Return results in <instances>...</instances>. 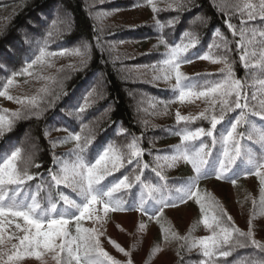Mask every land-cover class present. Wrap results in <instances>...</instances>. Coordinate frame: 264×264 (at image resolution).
Instances as JSON below:
<instances>
[{"label": "snow or ice", "instance_id": "obj_1", "mask_svg": "<svg viewBox=\"0 0 264 264\" xmlns=\"http://www.w3.org/2000/svg\"><path fill=\"white\" fill-rule=\"evenodd\" d=\"M147 3L152 5L154 13L160 11L154 0H147ZM190 3L191 0H171L168 7L180 12L188 10ZM218 8L221 14H240L239 27L231 22L226 26L233 36L240 37L237 45L242 67L245 70H257L246 71V77L251 79L252 85H259L251 98L257 101L256 105L250 107L245 91L247 79L236 76L230 58V41L219 29H213L219 43L213 41L207 52L187 55L200 43L196 32L185 30L181 34L182 38L170 43L159 35L164 25L157 20L159 44L164 46L166 52L157 62L158 68L156 64L151 65L154 72L159 73L154 74L153 79L170 81L174 78L173 88L178 90V100L181 103L204 98L208 107L199 113V117L184 116L178 112L176 119L178 123H190L199 118L208 121L210 127H199L195 130L185 128L177 133L181 143L176 145L170 154L155 155L156 164L151 170L158 178L157 183L150 182V178H142L144 170L149 169L150 165L142 159L145 149L141 146L139 136L133 135L130 142L128 136H125V141L120 145L113 143L111 139L106 140L97 144L91 156H88L89 146L93 144L96 135L89 123L82 119V114L90 106L89 97L92 96V91L88 89L81 95L79 103L68 105L57 113L60 120H67L70 116L73 121H80V126L75 130L64 127L63 130L67 131L68 135L50 144V147L54 148L57 144L74 142L75 147L63 157L53 155V166L47 169V176L31 172V168H40L42 165L34 160L33 152L26 151L19 142L13 143L9 139L6 144L0 145V246L6 243L4 218L23 221V224H15V229L23 235H17L14 231L7 237L11 250H0V264H21L27 258L43 261L45 256H50L54 264H134L131 252L109 238L116 250L127 258L125 262L114 259L102 247L100 237L104 232L100 228L84 227L81 222L93 220L94 223L102 225L110 212H139L149 221L155 219L159 222L165 208L179 209L189 201L198 206L202 214L200 223L210 235L196 238L191 232L183 237L173 233L172 239L182 240L184 243L181 247H187L188 251L199 249L200 258L196 264H231L227 258L232 256L235 250L249 246L257 250L259 256L250 258L247 264H264V243L255 239L253 221L256 213L253 212V218L248 221V230L244 231L234 224L231 215L212 194L201 191L199 187L201 181L213 178L236 186L240 178L254 175L260 185V215H264V123L258 124L249 119V116H258L260 121L264 122V26L248 24L257 18L264 22V0H258L256 3L251 0H220ZM108 14L97 11L93 16L103 19ZM200 15L197 13L192 19L195 20ZM92 18L90 16V19ZM177 22L176 18L168 21L169 24ZM206 22L204 19L200 20L202 24ZM51 26L52 30L46 33L47 38H35L29 42L32 46L22 54L23 65L20 69L10 71L5 63L0 62V70L8 73V76L0 77V81H3L0 83V97L20 105L17 111L3 110L0 113V138L12 130L16 121L33 116L39 118L44 111V98L55 96V90L49 84L62 88L68 73L59 78L39 77L49 83L39 89L41 95L31 98H17L9 94L16 76H33V71L30 70L34 65L51 68L53 64L50 58L57 56L78 58L80 68L88 63L89 44L50 51L48 46L54 35L70 30L67 19H53ZM95 43L100 44L99 36L95 37ZM213 48L220 49V54H213ZM194 59L222 65L221 77L209 80L206 76L204 84L191 80L181 71V66ZM67 67L73 69L77 65L70 64ZM185 81L187 83H184ZM237 109L240 111L233 122L217 133V125L225 120V114ZM115 123L117 128L114 135L125 131L120 126L122 122ZM244 124L247 125L246 131L238 132V126ZM51 130H59V126L49 125L48 131L44 132L45 138ZM205 137L209 140L206 141ZM245 139L258 145L259 150L242 143ZM197 141L199 143H196ZM161 160L164 164L160 163ZM180 162L189 165L193 175L174 186L168 182L163 168H173ZM125 163L132 166L127 173L107 184L103 183L107 177L124 168ZM33 180L38 182L29 183ZM136 186L137 192L132 193L131 190ZM63 189H71L76 193V197L69 196ZM121 191L124 196L114 195ZM128 197L131 199H127ZM149 201L152 203L149 204ZM253 203L255 204V201ZM98 205L102 206L103 215H100ZM73 223L74 231L69 227ZM145 228L146 224L141 221L139 229L143 231ZM168 231L164 229L165 241L169 238ZM13 238L18 240V243H13ZM161 250L157 245L152 249V253ZM180 258L183 261L182 255Z\"/></svg>", "mask_w": 264, "mask_h": 264}, {"label": "trees", "instance_id": "obj_2", "mask_svg": "<svg viewBox=\"0 0 264 264\" xmlns=\"http://www.w3.org/2000/svg\"><path fill=\"white\" fill-rule=\"evenodd\" d=\"M160 1H162V4L157 7L160 11L157 13L151 11L152 14L149 15V18H152H148L147 22L134 26H129L128 22H123L117 27H113L105 21H101L100 18H95L93 14L97 11L128 13L129 11L140 10L139 0H103V2H100V0H1L0 13L6 12L7 16L3 22H1L3 18L0 19V57H2L0 62L5 63L10 71H15L22 67V54L27 52L28 48L32 46L29 43L30 41L35 38H47L46 33L48 30H52L51 21L53 19H67L70 24V30L54 35L48 46L50 51L83 44H89L90 47L89 59L85 67H78V60L75 69L66 68L63 69V72H59L56 75L59 78L68 73L67 78L63 80L62 88L49 84L50 87L54 88L55 96L44 98L42 103L44 111L39 118L33 116L16 121L12 130L0 138V145L6 144L9 139L13 143L19 142L23 149L33 152L34 160L42 165L40 168L33 167L30 171L47 176V169L53 166V155L63 157L72 152L75 147L74 142L57 144L54 148L50 147V144L53 141L62 140L68 135V132L63 130L64 127L69 130H75L80 126V121H73L70 116L67 120H60L57 113L61 109H66L68 105L79 103L81 95L88 89L92 91V96L89 97L90 106L82 114V119L84 122L89 123L96 133L93 144L89 146L88 156H91L92 150L95 149L97 144L106 140L111 139L113 143L120 145L125 141V136H128V142L131 141L133 135L139 136L141 146L145 149V155L142 159L150 165L149 169L144 170L142 178L147 177L152 180L153 177L156 181L151 182L157 183L158 178L151 170L156 164L155 155L166 154V151L172 148L174 144L180 143L179 139H177L180 136L177 133L185 128L195 130L199 127H204L205 129L210 127L209 122L203 119H198L191 123H183L182 125L175 122L166 125L159 118L164 111L162 104H170V102L178 98L179 93L175 89L158 87L157 81L144 71L145 69L148 71L151 65L157 64L164 50H166L163 45L159 44L156 30L157 20L164 25L159 35H162L170 43L182 38L181 34L185 30L196 32L200 43L196 49H191L187 55H192L196 52H207L213 41L219 43V39L214 36L213 32V29H219L222 35L230 41V58L233 61V69L236 76L247 79L246 71H257L254 69L245 70L242 67L237 45L240 37L238 35L233 36L231 30L226 26L228 22H231L239 27V13L233 15L221 14L218 8L220 0H191L188 10L180 12L168 7L171 0ZM144 2L147 3V0H144ZM251 2L256 3L258 0H251ZM197 13L201 14L200 17L193 20L192 18ZM42 14L44 18H42ZM66 15H69V17L67 18ZM90 16L93 18L90 19ZM173 18H176L178 22L169 24L168 21ZM201 19L207 22L202 24L200 23ZM248 24L264 26V22L259 18L249 21ZM96 36H99V45L95 43ZM153 44H158L159 46H156L155 50H151L150 46ZM125 45L127 50L122 51V47ZM220 51L218 48L212 49L213 54H220ZM221 75V73H216L208 78L209 80H216ZM5 76H8V73L0 70V77ZM24 77L22 75L16 76L13 87ZM2 82L0 81V83ZM198 82L204 84L205 80L201 78ZM258 88L259 85L254 87L251 79H247L245 91L249 97L250 107H254L257 103L256 100L251 98ZM4 98L0 97V113L3 110H7L1 102ZM153 105L155 106L153 107ZM239 111L237 109L227 112L225 120L217 125L216 132L219 133L229 123L233 122ZM65 115L67 116V112H65ZM54 117H56L55 120L53 119ZM249 119L254 120L258 124L264 123L260 121L258 116H249ZM115 122H122L120 126L125 131L114 135V130L117 128V123ZM52 124L58 125L59 130H51L47 138H45L44 132L48 131V126ZM246 129L247 125L244 124L240 127L238 126L237 130L238 132H245ZM205 140L207 141L209 138ZM242 143L253 147L257 151L259 150V146L252 141L245 139ZM160 163L162 164V160ZM237 164L239 165V161ZM179 165L171 173L163 169L168 182L174 186L177 182L193 175L189 165L185 163ZM131 167V165L125 163L124 168L114 172L103 183L107 184L109 181L121 177ZM254 179H257L254 175L240 178L234 187ZM37 182V180H33L29 183L36 184ZM209 185H213V188L233 186L229 182H221L213 178L201 181L199 187L201 191L210 192L206 190ZM63 190L69 196L76 197V193L72 192L71 189ZM136 192L137 190L134 191V193ZM41 195H43V192ZM114 195L124 196L123 194ZM213 196L221 204L217 196ZM127 199L130 200L131 197ZM181 207L190 208L195 212L194 216L199 215V218H202V214L194 202L189 201ZM223 207L226 210L224 205ZM175 210L178 209L165 208L164 213ZM72 226L74 227V223ZM178 235L180 236V234ZM183 243L182 240L177 241V253L179 252L183 256V261L180 255H177L176 264H196V261L200 258L199 249L188 251L187 247H181ZM258 256V251L249 246L248 248L235 250L233 255L227 259L231 261V264H247L250 258H258Z\"/></svg>", "mask_w": 264, "mask_h": 264}, {"label": "rangeland", "instance_id": "obj_3", "mask_svg": "<svg viewBox=\"0 0 264 264\" xmlns=\"http://www.w3.org/2000/svg\"><path fill=\"white\" fill-rule=\"evenodd\" d=\"M139 3L141 6L140 10L129 11L128 13H109L106 17L101 19V21H105L107 24L113 27H117L123 22H128L129 26L145 23L147 22L149 15L152 14V5L145 3L144 0H139ZM154 3L155 6L158 7L160 4H162V1L154 0ZM6 16V12L0 13V19L3 18L1 22L4 21ZM66 17L68 18L69 15H66ZM151 18L152 17L149 19ZM156 46L159 45L153 44L150 46V49L155 50ZM131 48H133V46H131ZM126 50L127 46L125 45L122 47V51ZM165 52L166 50H164L163 54ZM50 60L53 64V67L48 68L42 67L40 65H34L33 69L30 70L33 71V76H25L22 78L18 83H16L15 87L9 90V94L17 98H31L32 96L40 94L39 89L49 82L39 79V77L56 76L60 72L58 71L59 69H69L67 66L70 64L76 65L78 58L66 55L64 57H53L50 58ZM156 65L158 68L159 64L157 63ZM221 67L222 65L212 64L210 61L194 59L192 62L181 66V71L191 80L198 81L199 79L206 76L210 77L212 74L221 73ZM144 71L152 77L154 74H159L158 72H154V69L151 66L149 67L148 71H146V69ZM156 81L158 87L174 90V78L170 81ZM184 83H187V81ZM1 102L3 105H5L4 108L7 110L20 109L19 104L15 103L14 101H10L7 98H4ZM207 107L208 105L206 104L204 98L192 99L190 102L186 101L184 103H181L178 98H176L174 101L170 102V104H162V109L164 111L159 116V118L166 125L173 122L182 125L186 122H177L176 115L178 112L180 115L184 116L199 117V113ZM177 139H179L181 143L180 138L177 137ZM204 139H207V137ZM180 143L178 142L174 144L172 148H169L166 151V154H170L175 146ZM182 163L184 162H180L179 164ZM162 164H164L163 160ZM179 164L173 168H168L165 166L163 169L171 173V171L180 166ZM151 181H156V179L152 177L150 182ZM137 187L138 186L134 187L131 192L134 193V191L137 190ZM213 187V185H209L206 190L210 191L212 195H216L221 201V204L225 203L222 204V206L224 205L226 207L227 213L231 215L234 224L240 229L247 231L248 221L253 218V212L256 213V217L253 221L255 225V239L261 243H264V215H260V185L258 180L254 179L253 181H248L245 184L237 187ZM115 194L124 195V192L121 191ZM254 201L255 204L253 203ZM151 203L152 202L149 201V204ZM97 207L100 210V215H103L102 206L98 205ZM194 215L195 212H193L190 208L180 207L175 211H166L162 216L159 217V222L155 219L149 221L146 216L139 212H110L106 218V221L102 225L94 223L93 220H85L81 223L84 227L100 228L104 232V235L100 237L102 247L118 261L125 262L127 258L116 250L112 243L109 242V238L121 245L126 251L131 252V259L133 260L134 264H176L178 240L172 239L173 233H178L181 237H183L187 233L191 232L196 238H202L206 235H210V232L203 226L202 223H200L202 218H199V215ZM4 219V235L6 238V243L5 245L0 246V250L10 251V244L7 243V237L12 235L14 231L17 235H23V233L19 232L18 229H15V224H23V221L16 220L15 218ZM141 221L146 224V228L143 231L139 229V224ZM69 227L72 231H74V227L72 225ZM164 229L169 230V238L167 241H165L163 238ZM12 242L18 243V240L13 238ZM157 245L162 250L153 254L152 249ZM21 264H54V261L51 260L50 256H45L43 261H37L34 258H27L23 260Z\"/></svg>", "mask_w": 264, "mask_h": 264}]
</instances>
